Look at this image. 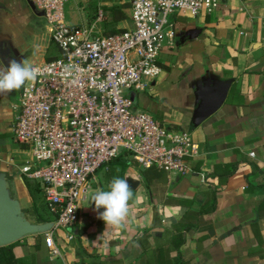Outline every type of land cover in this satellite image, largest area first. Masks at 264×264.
Instances as JSON below:
<instances>
[{"label": "crops", "instance_id": "obj_1", "mask_svg": "<svg viewBox=\"0 0 264 264\" xmlns=\"http://www.w3.org/2000/svg\"><path fill=\"white\" fill-rule=\"evenodd\" d=\"M125 15L115 29L132 27L131 6ZM169 28L174 38L164 41L162 73L130 96L136 109L192 135L198 155L191 170L170 176L114 160L92 179L78 222L53 233L59 254L46 234L29 236L14 243L17 264H264V0H228L196 17L174 13ZM58 56L50 25L29 0H0V66ZM213 81L231 82L226 101L194 126L198 89ZM21 92L0 93V172L23 210H32L21 173L31 154L14 134ZM113 177L137 181L129 184L133 198L121 227L106 225L98 218L105 209L90 201Z\"/></svg>", "mask_w": 264, "mask_h": 264}, {"label": "built area", "instance_id": "obj_2", "mask_svg": "<svg viewBox=\"0 0 264 264\" xmlns=\"http://www.w3.org/2000/svg\"><path fill=\"white\" fill-rule=\"evenodd\" d=\"M31 1L45 13L59 56L33 65L39 75L22 86L14 134L31 154L21 173L38 185L55 218L46 243L58 255L53 233L78 222L92 179L114 160L170 176L191 170L188 162L198 155L192 135L136 109L130 93L162 73L172 14L196 17L228 0H131L132 27L111 35L96 23L68 22L73 0Z\"/></svg>", "mask_w": 264, "mask_h": 264}, {"label": "water", "instance_id": "obj_3", "mask_svg": "<svg viewBox=\"0 0 264 264\" xmlns=\"http://www.w3.org/2000/svg\"><path fill=\"white\" fill-rule=\"evenodd\" d=\"M29 1L34 11L45 16L34 2ZM4 63L7 66L6 60ZM209 86L206 89H198L199 104L193 115L194 126L202 124L223 106L231 82L213 81ZM135 183H137L135 180L129 181V184ZM54 224V221L32 222L20 201L14 198L6 174L0 172V247L12 245L29 236L47 234L53 229Z\"/></svg>", "mask_w": 264, "mask_h": 264}, {"label": "clouds", "instance_id": "obj_4", "mask_svg": "<svg viewBox=\"0 0 264 264\" xmlns=\"http://www.w3.org/2000/svg\"><path fill=\"white\" fill-rule=\"evenodd\" d=\"M39 69L24 60L9 58L7 66H0V93L19 90L26 81L35 80ZM133 198L128 179L113 177L107 190L95 189L90 195L95 210L104 208L98 215L106 225L121 227L129 214V201Z\"/></svg>", "mask_w": 264, "mask_h": 264}, {"label": "rangeland", "instance_id": "obj_5", "mask_svg": "<svg viewBox=\"0 0 264 264\" xmlns=\"http://www.w3.org/2000/svg\"><path fill=\"white\" fill-rule=\"evenodd\" d=\"M125 1L126 3L120 4V0H73L67 6V20L71 24L79 25H92L96 23L100 33L111 34L118 31L113 24L111 9L117 7L124 14H127L131 4L130 0ZM116 16L122 15H118L117 13ZM38 203L40 206L42 201L39 200ZM31 217V219H35L33 216Z\"/></svg>", "mask_w": 264, "mask_h": 264}, {"label": "trees", "instance_id": "obj_6", "mask_svg": "<svg viewBox=\"0 0 264 264\" xmlns=\"http://www.w3.org/2000/svg\"><path fill=\"white\" fill-rule=\"evenodd\" d=\"M111 10H112V17H113L112 20L113 21H119V20L126 19L127 16L123 14L119 8L114 7ZM117 13L118 15H122V16H116ZM121 31L123 30H118V31L112 32L111 34H115ZM111 34H106V35H111ZM25 180H26V187L28 189L29 195L33 203V207H32V210L25 209L24 212L27 215L31 214L32 216H34L37 222H46V221L54 220L55 218L49 211V208L43 198L41 189L38 187V185L29 181L28 179L25 178ZM39 200L42 201V204L40 206L38 203ZM14 245L15 244L10 245V246L0 247V264H17L15 254L13 252Z\"/></svg>", "mask_w": 264, "mask_h": 264}]
</instances>
